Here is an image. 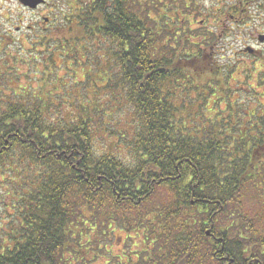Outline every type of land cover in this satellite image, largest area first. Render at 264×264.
<instances>
[{
    "label": "trees",
    "instance_id": "1",
    "mask_svg": "<svg viewBox=\"0 0 264 264\" xmlns=\"http://www.w3.org/2000/svg\"><path fill=\"white\" fill-rule=\"evenodd\" d=\"M74 1L60 11L61 30L71 33L77 23L78 42L93 40L98 54L105 42L111 45L131 114L124 127L115 120L116 128L102 132L122 140L132 162H123L116 143L99 154L100 130L89 112L51 118L52 109L65 106L42 89L32 102L0 90V197L4 192L1 204L9 199L13 210L0 224V264H92L113 255L108 248L117 224L142 236V256L180 264H264L258 234L264 215L244 195L246 184L255 185L259 202L264 195L258 173L251 172L264 146L247 147L216 117H201L195 127L190 116H181L186 103H176L171 91L176 79L184 94L193 90L179 67L180 57L189 55H175L176 37L161 33L162 17L150 19L157 10L152 5L90 0L84 9ZM49 47L40 63L50 65L54 48L63 64L68 55L76 62L73 45L53 41Z\"/></svg>",
    "mask_w": 264,
    "mask_h": 264
},
{
    "label": "rangeland",
    "instance_id": "2",
    "mask_svg": "<svg viewBox=\"0 0 264 264\" xmlns=\"http://www.w3.org/2000/svg\"><path fill=\"white\" fill-rule=\"evenodd\" d=\"M45 1V6L33 12L23 8L18 0H0V90L2 95L18 98L24 102H32L35 95H42L41 91L36 92L39 88L45 94L51 95L47 99L53 101L55 105H58L59 102L65 106L62 112L52 109L49 112L52 114L51 118L67 119L69 116L76 117L81 110H84L85 113L89 112V117L95 120L98 130H100L99 137L95 142V149L99 151V154H105L108 147L116 143L114 149L116 152L117 149L121 152L120 157L125 164H130L132 162L130 154L123 145L120 146L122 140L113 139L112 136L107 137L106 133L102 132L116 128L117 121H119V128L124 127V121H127L131 114L126 102L127 92L124 85L118 81L119 71L113 64L114 56L111 55V45L109 42H105V46L101 47L105 50L104 54L101 52L98 54L92 49L95 43L93 40L84 41L86 45L82 41L78 42V38L82 37L75 28L77 23L72 22L70 25L72 34L61 30L62 12L60 11L68 5L76 6L74 0H70V2L69 0ZM144 1L145 8L152 5L154 9H157L150 13V19L162 17L159 19L162 26L160 29H163L161 33L172 38L176 37V42L174 41L175 43L172 44L175 55L186 53L190 56L180 57L182 63L179 67L180 69L185 67L181 76L193 90L190 94H184L183 81L176 79L175 88L173 87L174 89L171 91L172 99L176 103H186L181 116L184 118L190 116L195 127L201 125V117L204 120L216 117L215 123L223 122L228 128L234 129L233 137L235 138L240 137V133H244V128L250 126L249 122L252 124L257 117L263 126L264 108L253 99V93L251 96L243 97V87L248 83V87L257 86V91L261 90L262 86L259 85V80L253 73L252 64H250L252 58L236 55L239 41H235L236 38L222 40L217 45L218 53L211 55L205 50L203 40L186 38L182 33H179L178 36L175 35L176 27L181 25L183 20L173 5L161 7L158 0ZM42 18L48 19L50 25L42 22ZM185 34L187 36L186 31ZM181 39H188L190 43H183ZM53 41H59L62 45L65 41L67 48L69 45H73L78 51L76 62L70 63L73 62V58L72 55H68L67 65L63 64L58 54L59 49L54 48L51 49L53 57L50 65H48L49 61H45V65L40 63V61L43 62L40 55L44 53V50L50 49L49 46ZM160 51L161 55L166 54L167 47H161ZM22 56L25 64L21 63ZM172 60L175 61V59ZM250 76H252L251 79ZM43 78L47 80L43 81ZM201 101H204L202 105ZM260 102L264 104V100ZM115 120H117L116 123ZM262 166H264V158L260 159L257 156L256 161L253 162L254 171L251 170V172L258 173L257 182H260L258 185L260 188L264 185V167L262 168ZM244 190V195L248 202L250 201L248 206L253 207L254 205L264 215V195L261 196L259 202L257 200L259 195L257 196V192L256 195L254 193V184H246ZM5 195L3 192L0 197V224L3 227L4 222L10 219L9 214H13V210L9 208V199H7L8 202L5 201L4 205L1 204ZM164 200L165 198L161 197L162 203ZM119 225H113L115 226L114 233L124 243L113 242L108 248L110 253L118 255L121 251L128 249H133L138 254L144 251V246L138 241L142 236H139L138 233V237L135 238L136 232L134 231H120V228L117 229ZM126 234L134 237L133 245H131V238H127ZM258 234L264 237V219L260 223ZM104 261L99 260L95 263Z\"/></svg>",
    "mask_w": 264,
    "mask_h": 264
},
{
    "label": "flooded vegetation",
    "instance_id": "3",
    "mask_svg": "<svg viewBox=\"0 0 264 264\" xmlns=\"http://www.w3.org/2000/svg\"><path fill=\"white\" fill-rule=\"evenodd\" d=\"M90 0H80L81 6L86 9ZM102 0H99L100 3ZM111 3L116 0H109ZM127 5H132V0H126ZM161 7L173 5L179 15L182 17L181 25L175 29V35L179 33L185 35L186 38H196L203 40L205 50L211 55L217 54L218 42L225 39L236 38L239 41L236 55L249 56L250 64H252L253 73L261 90L257 91L255 87H248L249 83L243 87V97L254 94L253 99L264 108L261 100H264V0H158ZM97 2V1H96ZM110 3V4H111ZM114 5V4H113ZM163 5V6H162ZM41 19V17H40ZM42 18V22L50 25V21ZM44 25V26H47ZM46 29V27H44ZM186 29V30H185ZM187 33V36L185 34ZM239 39V40H238ZM214 40L215 42H212ZM211 41V42H210ZM247 66V65H246ZM251 68V67H249ZM252 76H250V79ZM249 79V80H250ZM246 84V82H244ZM242 89V88H241ZM264 117V115L262 116ZM250 123V126L244 128V133H240L241 141L252 150L264 146V137L259 139L262 126L257 120ZM257 120V121H256ZM112 229L115 226L111 227ZM120 227L117 226V229ZM122 229V228H120ZM115 232V229L114 231ZM113 242L123 244L124 241L113 233ZM127 238H131L132 244L135 239L132 235L126 234ZM140 242V240H138ZM121 251V249H119ZM127 251V252H126ZM134 254V255H133ZM178 259V258H177ZM103 263L98 264H180L178 260L170 257L161 256H142L133 249L121 251L118 255L103 256ZM96 264V263H94Z\"/></svg>",
    "mask_w": 264,
    "mask_h": 264
},
{
    "label": "water",
    "instance_id": "4",
    "mask_svg": "<svg viewBox=\"0 0 264 264\" xmlns=\"http://www.w3.org/2000/svg\"><path fill=\"white\" fill-rule=\"evenodd\" d=\"M18 2L25 8L34 10L37 6L44 3V0H18Z\"/></svg>",
    "mask_w": 264,
    "mask_h": 264
}]
</instances>
